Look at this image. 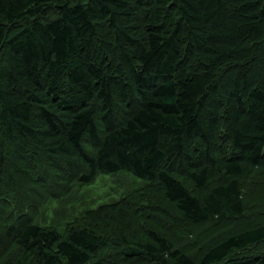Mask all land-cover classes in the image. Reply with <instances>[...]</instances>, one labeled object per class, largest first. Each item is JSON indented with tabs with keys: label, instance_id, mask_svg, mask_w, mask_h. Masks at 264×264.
<instances>
[{
	"label": "trees",
	"instance_id": "obj_1",
	"mask_svg": "<svg viewBox=\"0 0 264 264\" xmlns=\"http://www.w3.org/2000/svg\"><path fill=\"white\" fill-rule=\"evenodd\" d=\"M244 166L264 170V0H0V264H264V223L195 259L153 229L114 239L115 202L35 218L119 170L193 224L240 218ZM214 173L201 196L180 178Z\"/></svg>",
	"mask_w": 264,
	"mask_h": 264
},
{
	"label": "rangeland",
	"instance_id": "obj_2",
	"mask_svg": "<svg viewBox=\"0 0 264 264\" xmlns=\"http://www.w3.org/2000/svg\"><path fill=\"white\" fill-rule=\"evenodd\" d=\"M180 178L192 194L201 196L214 184L222 182L225 176L214 173L203 188H198L185 176ZM239 180L244 214L240 218L228 217L219 222L193 224L183 220L173 204L164 199L159 182L152 184L151 188L145 179L127 170L98 174L90 182H73L70 186L62 187L58 190L60 193L54 195L56 199L39 206L35 218L40 225L61 228L82 217L89 209L115 202L118 203L115 207L103 212L112 214L108 218L110 223L107 231L114 239L118 240L123 233L133 239H144L145 231L153 229L161 231L177 247L196 259L205 246L213 245L237 231L264 223V170L244 166ZM94 220H102V216L94 215ZM98 225L103 228L107 226ZM253 248L256 250L253 246L250 251ZM115 254L113 251L110 257H117Z\"/></svg>",
	"mask_w": 264,
	"mask_h": 264
},
{
	"label": "bare ground",
	"instance_id": "obj_3",
	"mask_svg": "<svg viewBox=\"0 0 264 264\" xmlns=\"http://www.w3.org/2000/svg\"><path fill=\"white\" fill-rule=\"evenodd\" d=\"M200 237V236H199ZM206 239V238H205ZM192 241V240H191ZM196 241V240H195ZM102 261V260H101ZM105 264V263H104Z\"/></svg>",
	"mask_w": 264,
	"mask_h": 264
}]
</instances>
